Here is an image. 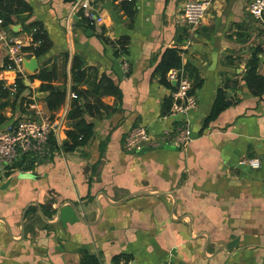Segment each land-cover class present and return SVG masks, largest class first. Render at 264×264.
I'll return each instance as SVG.
<instances>
[{
	"label": "crops",
	"instance_id": "1",
	"mask_svg": "<svg viewBox=\"0 0 264 264\" xmlns=\"http://www.w3.org/2000/svg\"><path fill=\"white\" fill-rule=\"evenodd\" d=\"M26 1L28 21L43 24L52 47L36 58L33 73L26 71L20 97L53 115L62 143L72 126L66 115L77 97L70 66L78 55L97 76L74 84L85 92L77 100L83 107L99 100L101 108L83 114L92 124L84 146L0 167V264H82L85 256L98 264H264V94L254 96L242 79L255 51L264 77V32L247 11L250 0H206L195 27L181 20L188 0H134L132 19L122 3L97 0L103 20L93 28L81 24L70 2ZM13 25L19 27L12 36L27 46L31 37L22 23ZM118 40L127 46L126 72L111 45ZM171 47L201 78L193 91L197 107L186 116L193 139L185 149L162 144L143 154L126 151L123 140L133 127L160 138L182 123V116L169 114L172 89L156 72ZM2 62L0 52V81L10 88L16 74ZM44 67L55 69L52 84L67 90L53 113L49 92L28 78ZM104 75L118 97L93 91L92 82ZM231 81L230 105L207 123L218 89ZM13 100L0 129L31 114L26 101ZM243 158H257L260 167L240 165Z\"/></svg>",
	"mask_w": 264,
	"mask_h": 264
},
{
	"label": "trees",
	"instance_id": "2",
	"mask_svg": "<svg viewBox=\"0 0 264 264\" xmlns=\"http://www.w3.org/2000/svg\"><path fill=\"white\" fill-rule=\"evenodd\" d=\"M64 1L72 3L74 0ZM121 7L131 19L134 17V7L132 2H123ZM31 15L32 7L26 0H0V16L3 18L5 25H8L10 28L15 21L21 22L23 31L31 37L30 44L25 46L24 50L30 53L29 57L40 58L49 52L52 47V41L40 21H28ZM79 15L80 22L84 27H94L92 20L83 17L81 14ZM26 20L28 22L24 24ZM104 41L108 42L106 39H104ZM111 45L115 49L114 55L119 56L127 54L125 41L118 40L111 43ZM180 51L181 50L178 47L166 48L157 65L156 72L160 75V82L174 90V86H171L166 80V75L171 69L183 68L192 83V91H194L201 85L200 75L198 70L195 67L190 66V64L182 65ZM6 67V63L3 64L2 68ZM70 75L71 81L73 82L71 89L73 92L75 91V96L79 98L83 92L76 89L74 84L78 82H90V77L96 79L97 70L92 67L84 66V61L80 58V56L74 55L71 59ZM55 77L56 70L53 68L48 69L47 67L41 68L34 74L28 76L30 79H39L41 81L40 90L49 92L45 101L47 109L51 113L59 109V107L64 103L67 94L65 86L58 87L52 84ZM242 79L254 96L261 97L264 94V77L258 72L257 51H255L252 57L247 60L246 69L243 72ZM15 84L16 91L12 95L9 87L5 86L3 81H0V126L6 121L3 111L6 106L10 104L9 99L11 96L14 99V102L20 99L21 103L26 101L20 97L22 91L27 89L23 77L17 75ZM93 84V91L98 95L103 92L110 93L116 97L119 95L117 85L105 75L99 77L97 83H94L93 81L92 85ZM235 87L236 82L231 81L229 83L226 82L222 88L218 89L210 110V115L207 119V123L215 120L218 115L230 105L231 100L228 99L227 89ZM77 98L72 100L70 109L66 115V119L72 123V126L66 131V140L58 144L55 136L51 134L49 138L50 151L73 152L77 148L87 144L91 138L92 124L84 119L83 114L88 113L90 115H95V113H98L101 108L100 102L99 100H96L94 103H87L83 107V105L78 102ZM29 101H26L25 104ZM170 102L171 101L169 99L168 105H170ZM25 160L26 159L24 158V161ZM82 264H98V261L94 257L85 256Z\"/></svg>",
	"mask_w": 264,
	"mask_h": 264
},
{
	"label": "built area",
	"instance_id": "3",
	"mask_svg": "<svg viewBox=\"0 0 264 264\" xmlns=\"http://www.w3.org/2000/svg\"><path fill=\"white\" fill-rule=\"evenodd\" d=\"M117 3L133 2L134 0H114ZM97 0H74L73 9L83 17L93 22H102ZM206 0H188L183 4L181 20L184 24L198 26L207 11ZM250 17L256 21L264 32V0H250L247 5ZM30 44V43H29ZM28 44V45H29ZM27 45V46H28ZM25 45L14 38L8 25H5L0 16V52L3 53V64L6 70H12L25 78L24 62L29 59L30 53L24 50ZM123 58V70H128V63ZM168 80L174 82V90L170 94V115L182 116V123L172 132H166L160 138L152 136L145 126L133 127L123 140L126 151L137 152L144 146L157 147L162 144H171L176 148L185 149L192 141L191 130L186 119L187 114L197 107L198 99L192 91V83L183 68L171 69L167 73ZM11 94L16 91L15 81L10 85ZM75 97L74 94H72ZM26 107L31 114L0 129V167L15 166L24 163L25 157L42 159L49 153V138L54 135L57 126L52 115L41 108L35 101L30 100ZM55 136V135H54ZM240 165H248L256 169L260 167L257 158H243ZM118 264H130L122 262Z\"/></svg>",
	"mask_w": 264,
	"mask_h": 264
},
{
	"label": "water",
	"instance_id": "4",
	"mask_svg": "<svg viewBox=\"0 0 264 264\" xmlns=\"http://www.w3.org/2000/svg\"><path fill=\"white\" fill-rule=\"evenodd\" d=\"M18 27H19V25H11L10 26V29L16 32ZM24 67H25V69H26L27 72L33 73V71H35L37 69V67H38V61H37V59L35 57H30L28 60H26L24 62ZM24 82H26V81H24ZM172 84L174 85V82H172ZM155 148L156 147H152V146H144L140 150H138L136 153L137 154H143L144 152L153 150ZM130 264H134V263H130Z\"/></svg>",
	"mask_w": 264,
	"mask_h": 264
}]
</instances>
